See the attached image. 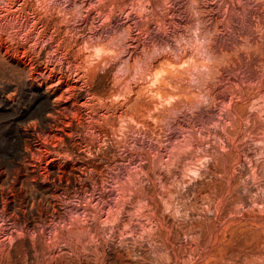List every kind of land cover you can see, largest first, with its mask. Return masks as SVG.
I'll return each mask as SVG.
<instances>
[{
  "label": "rangeland",
  "instance_id": "obj_1",
  "mask_svg": "<svg viewBox=\"0 0 264 264\" xmlns=\"http://www.w3.org/2000/svg\"><path fill=\"white\" fill-rule=\"evenodd\" d=\"M0 264H264V0H0Z\"/></svg>",
  "mask_w": 264,
  "mask_h": 264
},
{
  "label": "bare ground",
  "instance_id": "obj_2",
  "mask_svg": "<svg viewBox=\"0 0 264 264\" xmlns=\"http://www.w3.org/2000/svg\"><path fill=\"white\" fill-rule=\"evenodd\" d=\"M11 26H12V25H11ZM3 27H4V26H3ZM3 27H2V28H3ZM13 27H14V26H13Z\"/></svg>",
  "mask_w": 264,
  "mask_h": 264
}]
</instances>
